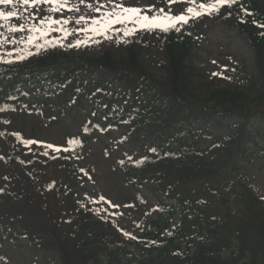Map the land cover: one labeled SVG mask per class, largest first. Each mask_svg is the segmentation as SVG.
Returning <instances> with one entry per match:
<instances>
[{
    "label": "trees",
    "instance_id": "trees-1",
    "mask_svg": "<svg viewBox=\"0 0 264 264\" xmlns=\"http://www.w3.org/2000/svg\"><path fill=\"white\" fill-rule=\"evenodd\" d=\"M196 12L200 15L187 24L130 38L119 57L110 50L97 58L63 54L42 36L36 43L40 48L48 43L45 53L13 62L14 53L0 43V118L10 104L15 106L13 98L46 90L63 98L69 95L77 103L83 95L89 99L95 94L104 115H117L119 125L121 114L131 111L134 119L121 139L139 138L143 132L144 140L159 139L168 146L154 154L145 151L143 158L122 165L125 182L155 185L179 210L177 215L164 207L155 219L142 221L137 239L127 241L108 215L99 217L76 199L71 182L80 181L83 174L74 167L78 163L72 152L49 155L22 147L3 128L0 233L19 231L36 245L54 250L61 264H264V198L246 170L252 141L264 142V132L252 128L264 124V0H236L218 10ZM0 23L5 35L9 25ZM209 23L224 24L246 38L254 54V73L245 85L195 87L186 59ZM145 46L164 57V81L153 80L141 63ZM95 73L89 83L80 79ZM107 76L121 85L119 95L105 84ZM231 118L237 123L228 136L198 146L195 123ZM183 137H190V143Z\"/></svg>",
    "mask_w": 264,
    "mask_h": 264
},
{
    "label": "rangeland",
    "instance_id": "rangeland-1",
    "mask_svg": "<svg viewBox=\"0 0 264 264\" xmlns=\"http://www.w3.org/2000/svg\"><path fill=\"white\" fill-rule=\"evenodd\" d=\"M198 1L200 0H171V2L170 0H113V2L85 0V4H80L79 0H71V3L75 4L79 11L61 10L50 13L48 11L50 5H40L36 20L39 22L41 18L47 15H51L53 19L63 20L67 18L71 23L65 27L71 31L74 28L83 27L86 23L90 24L93 18L100 19L105 13L112 12L114 3L140 9V16L147 14L162 16L169 12L175 16L182 14L179 11L181 4L187 6V9L192 8L195 11L198 7L196 4ZM87 4H91L92 8L87 7ZM101 4L104 7L100 8L99 12H95L94 9L100 7ZM161 9L164 10L163 13L160 12ZM9 10L13 9L0 5V11ZM16 10L26 15L36 12L35 7L25 11V9L17 6ZM116 11L119 12L120 9H116ZM121 14L123 15V13ZM80 16H84L85 21H82L81 25H76L75 20ZM136 19L138 17L132 18V20ZM132 20L112 25L114 30L110 29L106 33L108 39L105 38V35L85 34L84 32L74 33L67 39H63L62 32L49 31L47 24L41 27L48 31L46 37L53 39L58 50L62 53L97 58L103 51L111 50L116 57H119L123 55L124 46L130 37V35L125 36L123 34L126 30L135 29L133 34L146 31L140 24L133 23ZM22 25L27 29L25 23ZM53 27L58 28L60 26L54 25ZM22 33L23 31H9L6 35L12 43L14 40L21 43V49L15 52V56L18 59L23 57L25 60L36 54H42V50H38L32 41L29 42L26 35L21 36ZM86 35L92 37L87 45L82 44L78 48L67 47L77 39L84 40ZM49 41L51 40L49 39ZM61 44L64 46H60ZM5 48L8 49L9 45H5ZM46 48L49 49L48 43L40 49L45 50ZM141 62L154 80L160 82L165 78V62L162 55L154 49L151 51L144 50ZM187 65L193 70L192 81L195 87L237 88L251 77L254 59L253 52L244 36L239 35L236 30L224 24L217 23L209 25L199 37L197 46L192 50ZM95 78L94 76L93 79ZM83 79L86 82L90 80L87 75H84ZM107 83L120 93L116 82L107 79ZM95 112L101 113L100 106H95ZM7 114V117L0 120V127H7L9 131L16 132L28 143L37 142L35 146L47 152L46 154L67 151L69 148L68 136H80L82 139H89L81 151L83 156L75 161L78 164L74 167L80 169L83 178L76 183L71 182L73 193L76 199L82 202L84 208L90 206L91 210L95 207L97 211L101 213L110 212L113 217L117 218L118 230L123 238L130 240L129 234L137 236L136 230L142 216L143 219L155 217L151 209L157 204V201L163 200L162 196L153 193L145 186L131 187L125 184V178L119 167V160L125 157L126 153L130 154L129 157H138L143 154L141 142L127 143L113 150H106L105 148L124 132V126L121 128L114 127L108 131V134L97 132L94 136H90L82 129L86 119L93 117L89 104L84 100L80 107L74 101L62 99L54 92H32L29 95H23L18 106L10 108ZM234 123L235 120L231 119L225 120L221 124L195 125L194 129H199L197 131L203 132L204 135L223 137L232 130ZM257 129L263 133L264 125L259 124ZM196 136L199 135L196 134ZM204 138L207 137L203 136L202 139ZM257 142L259 144L253 148L246 169L249 171L251 181L257 192L264 196V144L258 138ZM34 144L32 143V145ZM49 144L53 147H46ZM145 145L148 150L158 146L157 142L153 140L145 142ZM57 149L59 150L57 151ZM85 202L90 203V205ZM129 251L132 252V248ZM0 264H60V262L54 250L39 244L36 245L28 238L21 236L19 231H6L0 233Z\"/></svg>",
    "mask_w": 264,
    "mask_h": 264
},
{
    "label": "snow or ice",
    "instance_id": "snow-or-ice-1",
    "mask_svg": "<svg viewBox=\"0 0 264 264\" xmlns=\"http://www.w3.org/2000/svg\"><path fill=\"white\" fill-rule=\"evenodd\" d=\"M108 2H113V0H108ZM171 2V0H170ZM80 4H85V0H79ZM236 3V0H215L214 3L205 5L201 3L199 7L201 9H206V10H218V6H223V5H228L231 6L232 4ZM0 5H3L5 7H11L13 10L9 11H0V21H7L11 20L13 18L16 19H24V20H36L37 15L39 14L40 11V5H45L50 7L48 8V11L50 13H56L61 10H66V11H79V9L76 7L75 4L71 3V0H0ZM17 6L20 8L25 9L27 11L28 8L35 7L36 12L31 13L30 15H22V13L17 9ZM89 8H92L91 4L86 5ZM104 7L103 4L100 5V7L95 8V12H99L100 8ZM116 9H120V11H116ZM163 9L160 10L161 13H163ZM141 10L138 8H132V7H124L122 4H115L114 3V8L112 12H107L103 15L102 18L96 19L93 18L91 20L90 24H85L83 27L79 28H74L71 31L65 27L71 21H69L67 18L60 20V19H53L51 15L44 16L43 18L40 19L39 25H48L49 31H59L63 33V39H67L68 36L73 35L74 33L79 34L80 32H84L85 34L87 33H94L96 35H105V38L108 39L109 37L106 35V33L112 29V25L117 24V23H125L129 20H132L133 17H138L136 20H132L133 23L140 24L142 28L146 30H152L154 28H160L162 31H169L170 29H174L176 27V24L178 23H188V17L180 14V15H172L170 12L167 14H164L162 16L160 15H153L151 17L149 16H140ZM188 13H192L193 9L188 8L187 9ZM123 13V15L121 14ZM195 15L198 17L200 13H195ZM85 21L84 16H80L78 19L75 20L76 25H81V22ZM54 25H58L60 27L54 28ZM41 26H36L33 25L31 28L28 29V31L31 32H40L41 35L46 36L48 35V31H45L43 27ZM0 27H4L2 23H0ZM261 27H264V25H261ZM25 27L24 25H9L8 26V31L10 32H17V31H24ZM178 30V29H176ZM135 29L131 30H126L123 34L125 36L131 35ZM2 35V33H0ZM33 37L29 35L28 41L31 42ZM91 36L85 37L84 40L77 39L74 41V43H71L67 45V47H80L82 44L87 45L88 41L91 40ZM119 42V41H118ZM0 43H3V41H0ZM60 46H64L61 44ZM39 47V45H37ZM20 59H23V57H20ZM215 75V73H214ZM32 143H37V142H32ZM71 143V142H70ZM46 147H53L52 145H46ZM59 149H57L58 151ZM152 151H155V149H152ZM103 199V197H101ZM114 207H116L114 205Z\"/></svg>",
    "mask_w": 264,
    "mask_h": 264
}]
</instances>
